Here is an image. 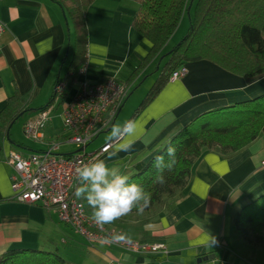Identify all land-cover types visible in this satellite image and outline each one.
<instances>
[{
  "label": "crops",
  "instance_id": "0c3cea01",
  "mask_svg": "<svg viewBox=\"0 0 264 264\" xmlns=\"http://www.w3.org/2000/svg\"><path fill=\"white\" fill-rule=\"evenodd\" d=\"M136 12L137 5L129 0H96L92 4L84 18L88 41L84 67L89 82L113 78L120 83L129 80V87L146 81L147 70L157 59L140 67L150 44L131 28ZM0 23L5 28L0 35V113L11 96L19 95L26 100L31 110L28 119L32 120L39 114L36 111L49 103L56 82L67 74L72 37L62 12L48 0H0ZM184 67L185 76L168 81L135 119L139 132L131 149L120 150L124 142L120 140L110 151L117 154L111 159L110 152L106 154L109 167L123 174L135 163H147L198 117L264 94V74L242 79L207 61ZM135 71V77L130 78ZM127 99L128 95L122 108ZM55 103L41 141L20 143L15 121L7 138L0 142V258L9 251L45 249L58 252L70 264H264V232L263 248L248 261L236 254L231 227L232 215L264 195V127L257 140L229 159L205 153L192 170L184 198L170 212L151 223L124 221L120 230L127 241L166 246V256L151 258L86 244L59 223L54 210L13 199L15 172L7 164L9 153L27 157L46 152L51 143L59 144L57 157L76 153L68 147L72 146L67 142L70 133L62 124L65 105L61 101L62 110L54 115ZM36 143L39 148L33 150ZM76 200L87 213L92 212L85 200Z\"/></svg>",
  "mask_w": 264,
  "mask_h": 264
},
{
  "label": "trees",
  "instance_id": "16d2710c",
  "mask_svg": "<svg viewBox=\"0 0 264 264\" xmlns=\"http://www.w3.org/2000/svg\"><path fill=\"white\" fill-rule=\"evenodd\" d=\"M48 1L60 9L72 37L67 74L63 80L56 82L65 81L71 87L86 64L88 41L84 18L96 0ZM129 1L137 5L131 28L150 44L146 58L140 61V67L147 66L160 57L185 14H188L189 21L185 37L165 55L166 61L157 81L134 111L131 120H135L154 101L170 76L187 64L207 61L242 79H252L264 74V0ZM192 6L194 11L193 16H190ZM137 72H133L130 78H134ZM128 81L124 83L125 86L129 84ZM55 100L53 92L46 107L36 112L50 109ZM30 112L23 97L11 96L0 113V142L7 138L9 128L19 115ZM263 127L264 94L198 117L168 140L147 163H135L130 169L124 170L123 175L129 177V182L141 185L151 193V199L142 210L134 209L112 226L103 227L120 230L124 221L151 223L158 216L167 214L184 198L192 170L205 153L229 159L257 140ZM169 145L175 148V163L171 170L164 171L165 183H156L153 162L157 156L166 153ZM167 159L165 156L166 161ZM85 215L92 219L91 212L87 213L85 210ZM231 227L235 236L236 254L248 261L253 260L256 251L263 248L264 195L232 215ZM120 232L122 233L121 230ZM0 264L70 263L58 252L42 249L6 252L0 258Z\"/></svg>",
  "mask_w": 264,
  "mask_h": 264
},
{
  "label": "built area",
  "instance_id": "2783aa9c",
  "mask_svg": "<svg viewBox=\"0 0 264 264\" xmlns=\"http://www.w3.org/2000/svg\"><path fill=\"white\" fill-rule=\"evenodd\" d=\"M0 23V35L4 31ZM83 67L70 89L67 82H59L54 87L56 101L65 105L62 117L63 128L69 131L67 142L83 149L67 157H57L59 144L51 143L46 152L27 157L17 152L7 156V164L14 170L15 178L11 189L13 199L19 203L39 205L44 210H54L61 225L69 227L88 244H98L120 248L126 252L144 257L166 256L167 249L162 243L143 244L127 241L118 229L97 226L93 219L85 215L84 206L74 194L77 183L75 169L95 159H103L119 143L111 139L95 151L86 153L87 147L101 134L107 132L122 107L127 88L110 78L101 82H89ZM186 74L185 67L174 72L169 82H175ZM52 108L39 112L36 118L23 125V134L29 140L39 142L41 129L48 120Z\"/></svg>",
  "mask_w": 264,
  "mask_h": 264
},
{
  "label": "clouds",
  "instance_id": "9594fccd",
  "mask_svg": "<svg viewBox=\"0 0 264 264\" xmlns=\"http://www.w3.org/2000/svg\"><path fill=\"white\" fill-rule=\"evenodd\" d=\"M139 132V124L135 120L117 124L111 129L110 138L123 140L120 150L128 151L135 143ZM110 152L108 159L115 156ZM167 156V161L165 160ZM175 163V148L169 145L164 155H159L153 162L156 169L155 182L165 183L164 171L171 170ZM77 186L74 196L83 199L92 209L91 216L94 223L103 227L112 224L134 209L142 210L151 199V193L135 183L129 182V177L123 175L120 169L109 167L103 159H95L75 169Z\"/></svg>",
  "mask_w": 264,
  "mask_h": 264
},
{
  "label": "rangeland",
  "instance_id": "374dc122",
  "mask_svg": "<svg viewBox=\"0 0 264 264\" xmlns=\"http://www.w3.org/2000/svg\"><path fill=\"white\" fill-rule=\"evenodd\" d=\"M193 11H194V6H192V10L190 11V16H193ZM188 12V11H187ZM189 29V21H188V14L184 15V17H182L176 31L174 32V34L172 35V37L170 38L168 44L164 47V49L162 50V52L160 53V57L155 61V63L148 68L147 73H146V81L142 80L138 81L137 83H132V85L125 86V84L121 81L118 82L119 84L124 85L127 88V91L129 90V94L128 95V99L126 104L124 105V107L122 108V111L119 113L118 117L115 119V124H113V126L109 129L108 132H105L101 135H99L86 149V153H90L92 151H95L96 149H98L100 146H102L105 142H107L110 138V134H111V129L117 125V124H123L125 121H127L129 119V116L131 115V108L133 107V111L136 110L138 108V106L141 104L142 100L144 99V97L148 94V92L150 91L151 87L155 84V82L157 81V78L165 64V55H167L173 46L177 45L186 35L187 31ZM71 58V57H70ZM71 59H69L70 62ZM68 62V64H69ZM144 79V77H143ZM126 83V82H125ZM126 99H124L125 102ZM123 102V104H124ZM122 104V106H123ZM62 104L61 101H56L55 106L53 108L52 113L55 115L59 114L62 110ZM132 106V107H131ZM131 107V108H130ZM120 108V109H121ZM132 111V112H133ZM51 113V110L48 112V115ZM31 115V113H27L22 115L21 117H19L16 120V124H15V129H16V137L17 140L22 143V144H26L28 145V141L30 143H35V141L29 140L25 137V135L23 134V125L24 123H26L27 121H29L28 116ZM48 121V120H47ZM46 123V122H45ZM44 123V125H45ZM43 125V127H44ZM42 130L41 129V134H42ZM38 143H36V146H33V150H36L35 148H39V146L37 145ZM71 145V144H70ZM69 149L71 151L77 152L80 148L72 145L71 147L68 146ZM122 174V173H121ZM122 234V233H121ZM123 236V235H122Z\"/></svg>",
  "mask_w": 264,
  "mask_h": 264
},
{
  "label": "water",
  "instance_id": "95a60500",
  "mask_svg": "<svg viewBox=\"0 0 264 264\" xmlns=\"http://www.w3.org/2000/svg\"><path fill=\"white\" fill-rule=\"evenodd\" d=\"M21 116V114L19 115V117ZM83 151V149H79L76 153H81Z\"/></svg>",
  "mask_w": 264,
  "mask_h": 264
}]
</instances>
